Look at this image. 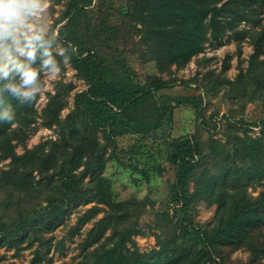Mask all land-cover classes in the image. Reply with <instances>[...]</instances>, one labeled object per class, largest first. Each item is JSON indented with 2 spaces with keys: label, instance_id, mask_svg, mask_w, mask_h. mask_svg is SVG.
Wrapping results in <instances>:
<instances>
[{
  "label": "trees",
  "instance_id": "trees-1",
  "mask_svg": "<svg viewBox=\"0 0 264 264\" xmlns=\"http://www.w3.org/2000/svg\"><path fill=\"white\" fill-rule=\"evenodd\" d=\"M124 1L119 9L124 18L121 36L125 40L136 38L134 44L151 49L160 72L171 73L173 65L184 66L207 45H223L229 32L238 40L239 51V40L246 36L252 44L246 71H240L235 81L229 80L224 75L230 65L231 55L227 53L217 74L208 70L190 79L150 74L143 82L130 83L125 73L112 74L95 45L99 42L117 49L113 37L119 33L118 26L100 23L97 29L89 17L93 0H66L56 31L65 46L71 43L77 49L70 63L87 86L75 92L73 107L64 117L60 114L62 93L56 90L49 95L43 122L55 125L58 136L31 147L25 140L36 121L35 102L20 104L6 97L16 120L0 123V161L8 158L0 168V248L18 251L24 242L42 244L43 234L61 224L72 207L93 202L81 213L79 222L91 220L102 208L104 213L87 231L86 254L80 264H220L225 249L228 252L241 245L249 251L248 264H260L264 259V114L252 122L261 127L259 135L246 131L227 134L222 169L212 161L211 137L202 138L196 131L168 138L166 160L172 165L174 181L181 170L182 178L193 182V189L184 199L176 187L179 195L174 202L179 207L174 205L172 209L171 234L165 241L156 234L158 247L144 255H132L129 244L134 242L133 234L142 232L138 215L146 202L134 197L111 199L101 207L105 199L97 182L108 158L115 156L116 135L155 129L162 123V118L154 114L160 110L172 120V105L160 101L157 91L173 81L189 84L193 80L205 94L227 84L229 98L255 99L264 104V60L258 59L264 51V30L252 29L260 24L263 0ZM242 23L249 27H240ZM112 59L124 69L122 56ZM149 103L153 108L150 113L146 111ZM202 103V96L175 98V105L190 104L196 110ZM17 143L23 146L21 152L15 150ZM139 170L148 180L151 170L147 166ZM257 185L261 189L251 194L248 187ZM198 202L214 207L211 219L204 224L192 217V207ZM193 234L202 243L198 250H190L184 242ZM40 257L35 251V259ZM0 264L15 263L2 261L0 254Z\"/></svg>",
  "mask_w": 264,
  "mask_h": 264
},
{
  "label": "rangeland",
  "instance_id": "rangeland-1",
  "mask_svg": "<svg viewBox=\"0 0 264 264\" xmlns=\"http://www.w3.org/2000/svg\"><path fill=\"white\" fill-rule=\"evenodd\" d=\"M105 1L110 5L103 4V0H93L89 17L92 18V23L96 24L97 29L100 28V23L118 26L119 33L113 37L117 49L109 45H100L99 42H96L95 45L99 47L107 59L108 68L111 69L112 74L125 73V77L130 83L133 80L143 82L150 74H158L164 78L175 76L181 79H190L195 75L201 76L208 70L217 74L221 72L222 60L227 53L231 55L230 65L224 75L229 80L235 81L238 73L246 71L248 67V59L253 51L249 38L246 36L239 40L241 46L239 51L238 40L229 32V37L225 39L223 45L218 47L207 45L204 51L192 56L184 66L176 68L173 65L171 73L160 72L155 66V54L151 49L134 44L136 38L131 37V39L125 40L121 36L124 18L122 19L119 9L125 1ZM65 3L66 0H47L44 20L50 30L57 32V26L61 23L57 21L64 10ZM261 7L260 24L252 29L264 30V0ZM125 21L127 20L125 19ZM240 27L248 28L249 25L242 23ZM89 28L92 30L91 23ZM91 39L89 37V40ZM113 56L124 58V69L121 63L112 59ZM258 59L264 60V51L258 55ZM41 80L44 85V92L43 95H38L34 104L36 121L28 129L25 140L28 147L43 139L58 136L55 125L47 126L43 122V109L47 104L49 95L56 90L62 93L64 106L60 114L64 117L73 107L75 92L87 86L85 80L76 74V69L71 63L67 67L62 66L61 74L57 78L51 79L42 73ZM225 85L219 87V90L213 89V91L205 94L193 80L189 84H183L180 80L173 81L170 85L157 91V97L160 101L172 105L171 121L167 120L165 113L160 110L154 114L162 118V123L155 129L149 132H125L115 136V156L106 161L102 178L98 180L97 184L105 199V203L101 207L107 206V201L111 199L121 200L134 197L146 202L143 211L138 215L142 232L133 234L134 242L129 244V252L132 255L135 253L144 255L151 249L157 248L156 234L162 241L169 238L172 226L171 219L174 218L172 209L174 205L179 207L174 202L179 195L176 187L184 199L193 189V182L187 178L184 180L181 176V170L177 175V182L174 181L172 165L166 160L169 137H177L196 131L201 133L202 138L211 137L212 161L216 168L222 169L225 157L223 142L227 140L228 133L234 131L237 134H243L246 131L247 134L256 136L261 132V127L252 124V122L258 121L259 117L264 114V104L255 99L244 100L236 96L229 98V85ZM180 96H194L196 98L202 96V106L196 110L190 104L175 105V98ZM152 110V104L149 103L146 106V111L150 113ZM202 117L206 119L205 122H203ZM237 119L242 120L243 123L241 124L240 120L236 123L233 121ZM98 134L102 139L100 131ZM110 149L111 147L107 148V151L109 152ZM15 150L21 152L23 146L17 143ZM7 161L8 158L2 159L0 168L4 167ZM145 166L151 170L148 180L139 170L140 167ZM157 167L161 170H153ZM260 189V185L248 187V191L253 195H256ZM91 204L93 202L72 207L61 224L43 234L45 238L42 239V244L36 241L28 245L27 242H24L23 247L18 251L13 248L1 247L2 261H13L15 264H80L86 254L84 239L87 231L94 221L104 213L102 208L95 217L81 224L79 216ZM213 212L214 207L208 206L204 202H198L192 207V217L195 222L200 224L209 221ZM45 241L50 246L48 250H45L47 248ZM184 242L190 250H198L202 247L197 234L186 236ZM35 251L41 255L39 260L35 259ZM225 252L226 254L222 257L220 264H248L249 251L246 246L241 245L228 252L225 249ZM260 264H264V259Z\"/></svg>",
  "mask_w": 264,
  "mask_h": 264
},
{
  "label": "clouds",
  "instance_id": "clouds-1",
  "mask_svg": "<svg viewBox=\"0 0 264 264\" xmlns=\"http://www.w3.org/2000/svg\"><path fill=\"white\" fill-rule=\"evenodd\" d=\"M46 10L47 0H0V123L16 120L6 97L34 104L44 92L41 74L57 78L77 51L50 30Z\"/></svg>",
  "mask_w": 264,
  "mask_h": 264
}]
</instances>
